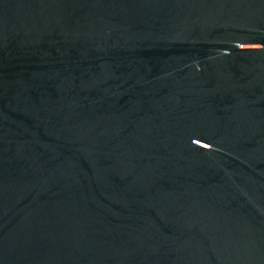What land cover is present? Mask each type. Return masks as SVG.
<instances>
[{
    "label": "water",
    "instance_id": "95a60500",
    "mask_svg": "<svg viewBox=\"0 0 264 264\" xmlns=\"http://www.w3.org/2000/svg\"><path fill=\"white\" fill-rule=\"evenodd\" d=\"M0 264H264V0H0Z\"/></svg>",
    "mask_w": 264,
    "mask_h": 264
}]
</instances>
